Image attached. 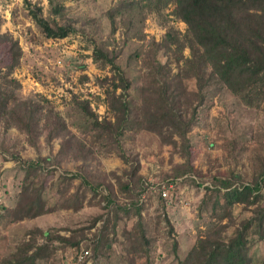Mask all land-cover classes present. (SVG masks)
Instances as JSON below:
<instances>
[{"label": "rangeland", "instance_id": "374dc122", "mask_svg": "<svg viewBox=\"0 0 264 264\" xmlns=\"http://www.w3.org/2000/svg\"><path fill=\"white\" fill-rule=\"evenodd\" d=\"M36 8L51 25L71 24L74 30L65 37H47L32 15ZM175 8L172 0H0V76L11 62L13 38L22 50L20 65L13 72L21 82L20 94L39 101L45 114L50 109L58 112L89 150L86 161L80 156H62L59 138L48 140L46 129L34 145L16 125L0 122V262L18 257L24 243L30 242L34 247L47 245L38 264H177L175 241L177 253L184 258L198 237L225 225L222 234L227 239L255 215L257 204L234 203L227 208L222 200L224 207L215 210V193L207 203L202 199L206 186L218 183V178L239 185L252 182L263 170L264 96L248 103L211 75L189 131L193 170L183 177H173L174 167L185 161L178 148L140 124V88L146 71L142 57L152 40L162 41L172 29L182 33L187 29ZM96 48L117 55L116 61L131 83L127 98L132 113L118 136L105 132L99 124L114 119L107 98V89L113 87L107 77L114 74V68L95 56ZM189 53L186 48L184 54ZM155 56L178 70L165 47ZM183 82L185 105L191 111L198 102L196 79ZM116 91L119 94L122 89ZM80 102L94 115L86 114ZM39 156L48 159L30 165L28 160L36 161ZM134 167L143 178L141 194L124 190V183L131 179L136 187L134 178L138 177H131ZM84 171L90 180L105 177L111 192L108 188L94 191L78 174ZM163 186L167 196L160 190ZM260 195L258 202L264 206V183ZM136 198L143 203L147 253L141 250L145 243L131 203ZM125 206L130 207L129 213ZM40 208L44 212L32 215ZM114 213L119 217L113 233L110 222L112 244L95 255L96 230L104 218L113 219ZM98 216L103 218L88 229ZM261 220L262 227L258 228L257 219L248 230L252 264H264V213ZM82 228L87 238L79 249L58 240L47 241L42 234L50 230L69 235L72 229ZM86 249L85 261L79 260L80 250ZM234 253L225 249L223 260L235 257ZM201 262L202 257L196 255L193 264Z\"/></svg>", "mask_w": 264, "mask_h": 264}, {"label": "trees", "instance_id": "16d2710c", "mask_svg": "<svg viewBox=\"0 0 264 264\" xmlns=\"http://www.w3.org/2000/svg\"><path fill=\"white\" fill-rule=\"evenodd\" d=\"M172 1L176 3V15L186 22L187 29L184 33L172 29L162 41L152 40L150 42V48L142 57V64L146 71L145 81L140 88L142 104L138 114L143 128L157 133L163 142L177 147L180 154L185 157V161L177 164L173 169V177L177 178L183 177L193 170L190 160L189 131L196 119L198 108L204 102L203 90L209 83L211 75H216L233 94L245 99L248 103L255 97L264 96V0ZM39 11L40 8L32 9V15L47 37H65L74 30L71 24L51 25L47 19L40 15ZM162 47L166 48L169 57H172L176 62L177 71H174L170 61L162 63L155 56ZM186 48L190 50L187 56L184 54ZM10 52L11 62L7 65L5 74L0 76V122L16 125L28 134L29 140L34 145H36L42 130L46 129L49 134L48 140L59 138V153L62 156L68 155L75 159L80 156L82 160H88V147L71 131L66 120L58 112L50 109L45 114L43 105L39 101L37 102L33 97H23L20 94L21 82L13 76V72L20 65L22 50L18 41L13 38H10ZM95 56L98 59L103 58L114 68V74L107 77L113 85L111 89H107V98L110 107L114 110V119L99 122L96 118V122L101 124L105 132L118 136L123 134L132 113L131 104L127 98L131 83L123 68L117 63V55L96 48ZM190 77L196 79L198 88V102L192 106L191 111L185 105L186 85L183 82L184 79ZM118 88L122 89L119 94L116 91ZM80 105L86 114L94 115L86 103L80 102ZM124 158L129 160L126 155ZM46 159L48 157L39 156L36 161H28L30 165H40ZM78 174L82 177L83 182L94 191L100 188V190L109 189L111 186L106 182L105 177H96L94 180H90L87 171ZM131 175L132 178L137 175L136 167L131 171ZM136 178V180L134 178L136 187H132L131 179L124 183V190H132L141 194L143 178L139 175ZM191 180L195 182L193 179ZM217 181L218 183L206 186L203 203H207L211 194L215 193V210L218 206L223 205L224 207V204L227 208L234 203H242L245 206L257 204L254 209L255 215L238 225L234 233L227 239L222 234L225 225H220L207 235L198 237L184 258L177 253V241H175L177 264H193L196 255L202 257L201 264H252L248 256V230L254 220L258 219V228L263 225L261 219L264 206L258 201L264 183V165L263 170L250 183L234 185V182L229 178H218ZM222 200H224V204ZM108 201L120 208L112 198L109 197ZM131 203L136 208L138 217L136 224L145 243L141 250L147 253L149 248L146 247L148 240L144 233L143 203L139 198L133 199ZM125 205L127 206V203ZM126 206L124 210L129 213L130 207ZM42 212L44 210L40 208L32 215ZM118 217V213H114L113 219L104 218L102 225L97 228L93 237L95 255H98L101 248L111 246L113 237H110L108 230L112 221L111 231L115 232V221ZM164 217L169 222L166 215ZM102 218L103 216H98L94 219L88 229L96 226V220ZM42 234L47 241L58 240L77 249L80 248L81 241L87 238L84 228L81 231L72 229L69 235L52 233L50 230H44ZM45 248L47 245L41 244L34 247L33 243L26 242L18 257L4 258L0 264H38L37 258ZM225 249L235 250V257L223 260L222 252ZM80 251H77L76 254Z\"/></svg>", "mask_w": 264, "mask_h": 264}, {"label": "built area", "instance_id": "2783aa9c", "mask_svg": "<svg viewBox=\"0 0 264 264\" xmlns=\"http://www.w3.org/2000/svg\"><path fill=\"white\" fill-rule=\"evenodd\" d=\"M161 189H162L163 196H167V192H166L165 187L163 186ZM88 254H89V250L88 249L82 250V252L79 255L80 256L79 260H84L87 257Z\"/></svg>", "mask_w": 264, "mask_h": 264}]
</instances>
